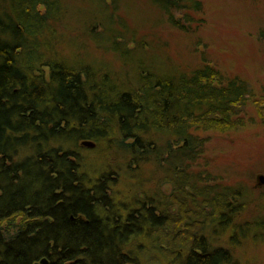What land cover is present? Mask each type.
Wrapping results in <instances>:
<instances>
[{"label":"trees","instance_id":"16d2710c","mask_svg":"<svg viewBox=\"0 0 264 264\" xmlns=\"http://www.w3.org/2000/svg\"><path fill=\"white\" fill-rule=\"evenodd\" d=\"M1 2L0 264H232L214 239L242 214L239 190L195 168L203 134L243 129L251 107L264 125V87L208 63L172 77L146 69L124 91L93 73L84 82L82 65L45 62L62 0ZM152 3L179 27L204 11L201 0ZM81 140L113 147V159L96 166Z\"/></svg>","mask_w":264,"mask_h":264},{"label":"rangeland","instance_id":"374dc122","mask_svg":"<svg viewBox=\"0 0 264 264\" xmlns=\"http://www.w3.org/2000/svg\"><path fill=\"white\" fill-rule=\"evenodd\" d=\"M106 1L62 0L63 13L56 23L61 39L53 51H46V64L53 57L75 62L76 54L68 45L73 44L74 36L81 35L78 54L85 60L113 64L112 74H118L121 86L137 85V73L143 69L172 77L208 63L229 77L246 79L255 92L264 87V0H201L204 11L191 12L192 21L180 27L169 23L152 0ZM3 6L1 2L0 13ZM102 13L110 17L113 14L114 28L126 24L133 43L127 49L125 62L134 60L132 65L124 67L120 57L99 49L92 40L82 36L89 15L94 18ZM93 32L97 34L96 29ZM43 71L49 77V68L44 67ZM248 114L251 123L243 129L202 135L208 139V147L195 168L197 172L206 170L207 176L217 179V182L211 180L213 186L220 182L239 190L245 210L235 220L236 225L223 226L214 239V246L231 252L232 264H264V185L260 183L264 178V125L254 107L249 108ZM97 149L100 152L92 153L95 157L102 155L111 160L102 144ZM102 161L97 160L96 166ZM141 171L148 180L156 168L149 163ZM164 190L170 193L172 188L167 186ZM239 226L244 229L242 232L238 231Z\"/></svg>","mask_w":264,"mask_h":264},{"label":"bare ground","instance_id":"6f19581e","mask_svg":"<svg viewBox=\"0 0 264 264\" xmlns=\"http://www.w3.org/2000/svg\"><path fill=\"white\" fill-rule=\"evenodd\" d=\"M95 14V13H92ZM103 15L101 16H96L94 18H91L89 15L88 18V23L86 25H83L85 30L84 33L82 34V36H85L86 39L92 40L95 45L99 48L102 49L104 51H106L107 53H113L115 54L117 57H120L123 61L121 63V65H124V67L132 65V63H135L134 60H131L129 62H125L126 61V57L127 55L122 51V47H130L133 43V41L131 42V38H130V31L126 28V24L122 25L121 28H114L112 25V19L113 17L109 16L108 13H102ZM97 30V34H93L95 32H93L94 30ZM66 30V29H65ZM67 31V30H66ZM68 32V31H67ZM73 44L72 45H68L69 49H71L75 54V63L82 65L83 69L86 70L87 72L83 75V80L84 82H86L87 79L88 82H90V78L87 77V74L89 73H93L96 77V84H98L103 78L106 77V80H113L116 81L117 84L120 86V89L122 91H124L126 89V87H130V85H126V86H121L118 82V74L113 75L112 72L115 71L112 65H108L104 62V64H101L100 62H96L97 60L95 59H87L85 60L83 57H81L78 53L80 52L81 49V45H82V39H81V35H77L73 37ZM121 47V48H120ZM63 58V57H61ZM44 69V68H42ZM46 70V69H45ZM146 69L140 70L137 75L140 78V74L142 73V71H144ZM110 74V77L108 76ZM112 74V76H111ZM91 83V82H90ZM137 86V85H135ZM134 87V86H133ZM85 139H89V138H85ZM103 144L102 143H97L94 140H81L79 142V147L82 151H86L83 152L84 154H89L92 155V153H95L96 151L98 152V146ZM91 145V146H89ZM105 147V151L108 152L110 155L111 153H113V147L109 146V147ZM105 152V153H106ZM122 153L119 152V155H121ZM109 155V156H110ZM164 155V154H163ZM95 156V154H94ZM111 159H113L111 157ZM95 162H97V160H108L102 156L100 157V155L98 156V158L96 157L95 159H93ZM94 165V163H93ZM96 165V164H95ZM94 167H91V165L88 167L87 170H84L86 175L89 176L91 173L94 175V171H93ZM105 170V169H103ZM112 173L114 176H112V179L117 180V182H119V179L117 178V174L118 171H112L109 170L107 173ZM84 173V172H83ZM43 261H46V264H50L48 259H44ZM39 264V263H38ZM125 264H133L131 262L125 263Z\"/></svg>","mask_w":264,"mask_h":264},{"label":"water","instance_id":"95a60500","mask_svg":"<svg viewBox=\"0 0 264 264\" xmlns=\"http://www.w3.org/2000/svg\"><path fill=\"white\" fill-rule=\"evenodd\" d=\"M91 146V145H89ZM260 183L264 185V178H261ZM38 264V263H37ZM39 264H46V261H41Z\"/></svg>","mask_w":264,"mask_h":264}]
</instances>
